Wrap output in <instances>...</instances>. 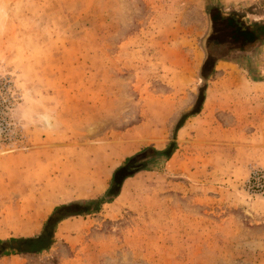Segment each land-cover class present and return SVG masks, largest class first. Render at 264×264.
I'll use <instances>...</instances> for the list:
<instances>
[{"label": "rangeland", "instance_id": "obj_1", "mask_svg": "<svg viewBox=\"0 0 264 264\" xmlns=\"http://www.w3.org/2000/svg\"><path fill=\"white\" fill-rule=\"evenodd\" d=\"M263 4L0 0V239L39 233L142 148L177 143L99 212L60 223L48 250L0 264H264V42L219 60L175 131L203 81L209 7L251 24Z\"/></svg>", "mask_w": 264, "mask_h": 264}, {"label": "trees", "instance_id": "obj_2", "mask_svg": "<svg viewBox=\"0 0 264 264\" xmlns=\"http://www.w3.org/2000/svg\"><path fill=\"white\" fill-rule=\"evenodd\" d=\"M264 8V4H263ZM212 19V31L206 39V58L200 69L203 79L199 85L194 105L178 121L175 131H178L186 119L201 112L206 96L208 80L217 74L216 65L219 60H233L242 54L257 49L264 42V19L249 23L243 14L238 12L225 13L222 7H209ZM227 21L230 30H224L220 22ZM212 48H222L218 53ZM177 149L176 137L163 149L146 146L129 158V162L114 170L109 187L102 196L87 200H75L56 205L45 220L41 231L32 236L10 237L0 239V257L10 255H33L48 250L55 242V234L63 220L73 216H85L99 212L103 205L112 202L121 193L122 186L133 173L147 168L155 160L169 159ZM131 166H136L132 170Z\"/></svg>", "mask_w": 264, "mask_h": 264}, {"label": "bare ground", "instance_id": "obj_3", "mask_svg": "<svg viewBox=\"0 0 264 264\" xmlns=\"http://www.w3.org/2000/svg\"><path fill=\"white\" fill-rule=\"evenodd\" d=\"M43 119L45 121V124L50 129H55V124L53 122V118L50 114H43Z\"/></svg>", "mask_w": 264, "mask_h": 264}, {"label": "water", "instance_id": "obj_4", "mask_svg": "<svg viewBox=\"0 0 264 264\" xmlns=\"http://www.w3.org/2000/svg\"><path fill=\"white\" fill-rule=\"evenodd\" d=\"M131 169L133 170V169H136V167H131Z\"/></svg>", "mask_w": 264, "mask_h": 264}, {"label": "crops", "instance_id": "obj_5", "mask_svg": "<svg viewBox=\"0 0 264 264\" xmlns=\"http://www.w3.org/2000/svg\"><path fill=\"white\" fill-rule=\"evenodd\" d=\"M63 221H65V220H63ZM63 221H62V222H63ZM62 222H61V223H62Z\"/></svg>", "mask_w": 264, "mask_h": 264}]
</instances>
